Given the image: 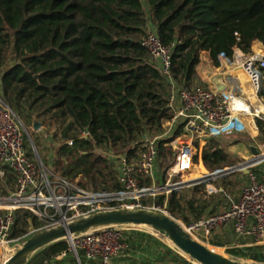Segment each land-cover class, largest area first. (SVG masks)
I'll use <instances>...</instances> for the list:
<instances>
[{
  "label": "trees",
  "instance_id": "1",
  "mask_svg": "<svg viewBox=\"0 0 264 264\" xmlns=\"http://www.w3.org/2000/svg\"><path fill=\"white\" fill-rule=\"evenodd\" d=\"M151 30L171 51L169 75L142 44ZM256 42L264 44V0H0V95L25 126L34 116L55 126L60 177L80 178L78 184L93 191H119V166L101 151L137 161L141 140L162 135L171 119L168 103L175 89L193 86L203 55L217 68L221 55L231 57L237 48L248 52ZM260 96L264 99V83ZM258 127L263 136L261 121ZM232 134L206 138L202 160L210 171L232 157L223 141L241 133ZM38 142L34 138L39 150ZM169 142L159 141L162 171L174 159ZM28 153L35 158L31 146ZM15 183L7 170L0 196L9 195ZM191 185L143 204L163 206L185 223L219 213L215 199L199 202L200 181ZM42 224L33 212L17 210L11 237L23 242ZM123 241L122 256L148 255L142 264H194L147 232L126 230ZM226 252L264 263V245H235ZM62 253L64 259L53 263ZM28 264L78 262L63 240L37 252Z\"/></svg>",
  "mask_w": 264,
  "mask_h": 264
},
{
  "label": "built area",
  "instance_id": "2",
  "mask_svg": "<svg viewBox=\"0 0 264 264\" xmlns=\"http://www.w3.org/2000/svg\"><path fill=\"white\" fill-rule=\"evenodd\" d=\"M142 44L153 62L169 75L171 51L162 44L155 30L149 31ZM222 60L230 65L225 79L216 77L224 89L217 88L215 79L209 86L177 87L168 103L173 115L164 124L163 134L141 140L137 161L119 157L118 179L122 186L119 191L88 190L59 175L52 179L44 164L29 155L24 124L0 95V178L5 177L7 170L16 176L15 188L9 195L0 196V259L7 257V260L10 256L1 253L3 248L21 240L11 237L17 210H29L42 220L44 225L30 232L36 233L99 211L145 208L143 202L147 198L168 195L195 182L177 179L192 172L199 147L196 142L205 144L207 137L231 134L235 130L250 128L257 132L258 122L264 124V99L260 96L264 83V44H253L248 52L237 48L231 57L221 55ZM161 139H168L175 148L174 159L165 171L158 165ZM245 162L241 168L249 169V182L226 210L191 223L178 220L196 240L204 243L217 231L232 228L238 236L264 242V166L260 169L258 162L248 167ZM231 172L219 168L210 176L221 177ZM148 207L171 215L163 206ZM126 230L130 228L111 226L93 230L73 237L70 248L78 264H113L127 249L123 241ZM65 256L62 253L52 262Z\"/></svg>",
  "mask_w": 264,
  "mask_h": 264
},
{
  "label": "rangeland",
  "instance_id": "3",
  "mask_svg": "<svg viewBox=\"0 0 264 264\" xmlns=\"http://www.w3.org/2000/svg\"><path fill=\"white\" fill-rule=\"evenodd\" d=\"M209 58L207 54H204L202 57V62L201 64L197 67V72H196V79L193 84V87H198V86H206L205 82L202 79V74L203 72H210L211 70L209 69ZM212 73V72H210ZM209 73V74H210ZM40 121V120H39ZM25 136H26V143H27V148L29 149V146L32 147V142H34V138L39 140L38 143H40L39 150L37 149L39 155L41 153L40 158L45 157V159L48 161L47 165H44V167L47 169V172L49 173L50 177L52 179H55L54 175H59L60 172L57 170V167L55 165V159L57 156V149L59 147V143L55 142L53 139V133L55 131V126H49V125H44L42 123L41 128L38 131H35L33 128V123L31 125L25 126ZM233 133V134H232ZM231 134H238L235 136L230 137L232 140H224L223 143L227 144L229 150L232 151L233 155L232 157L227 161L226 164L228 165H220V169H226V168H233L235 166H238L245 162L246 160L251 159L252 152H251V146H258L259 149H263L262 147L264 145V135L262 136L259 134V132H255L252 129L248 128L244 131H233ZM236 139V140H235ZM234 140V142H233ZM223 144V145H224ZM203 143H200L198 147V152L197 156L195 159V166L192 170L191 173H189L187 176L183 177L180 176L177 180L179 181H190V180H195V181H200V186H199V191L196 193L197 197H199V202L205 200H212L215 199V203L218 208V212H222L226 210L233 201L237 200L239 197L241 190L245 184L249 182V177L247 175V170H244L243 168H240L234 172H231L225 176L221 177H212L210 176L213 174L216 170L210 171L207 169V167L204 165L203 160H202V149H203ZM36 147V146H35ZM264 150V149H263ZM40 151V152H39ZM100 152V151H99ZM34 153V150H33ZM105 156L108 155V157H111L114 159V165H118V159L121 157L120 155H116L114 151L111 153L107 152H102ZM35 155V153H34ZM37 159V156H34ZM234 161V162H233ZM172 163V162H171ZM171 165V164H170ZM255 167V166H253ZM260 169L263 168V166ZM160 170L162 171L161 167L159 166ZM80 181V178L76 180L78 183ZM191 184H186L185 187L183 188H189L191 187ZM89 190V189H88ZM93 191V190H92ZM149 199V198H147ZM151 209L152 207H145ZM172 216V215H171ZM173 217V216H172ZM175 218V217H174ZM176 220H180L175 218ZM182 221V220H180ZM184 222V221H182ZM185 223V222H184ZM44 225V223L42 224ZM40 225V227L42 226ZM39 227V228H40ZM38 228L32 227L30 229V232L36 230ZM140 230L143 232L150 233L154 236H156L158 239L164 243V245H167L169 247H174V245L167 240L164 237H161L158 234L153 233L151 230L147 228H140L136 229ZM219 241L222 242V246H213L211 244V241ZM69 245L70 240H67ZM22 244V242L18 241L15 244L10 245L9 248H3L2 252L3 255L6 254L8 256L9 254L12 255ZM204 244H207L208 246L215 248L217 251L222 252L230 257L242 260V261H247L255 264H264L262 262L254 261L249 258H243V257H234L229 255L226 251L228 248H232L235 245H239L241 247H247V246H252V245H264V242L259 243L255 239L251 237H244V236H238L232 228H227V229H222L217 231L215 234H213L209 240L204 241ZM11 248V249H10ZM177 250V249H176ZM178 251V250H177ZM148 255L146 256V258ZM7 258V257H6ZM6 258L0 259V264H3L6 261Z\"/></svg>",
  "mask_w": 264,
  "mask_h": 264
},
{
  "label": "water",
  "instance_id": "4",
  "mask_svg": "<svg viewBox=\"0 0 264 264\" xmlns=\"http://www.w3.org/2000/svg\"><path fill=\"white\" fill-rule=\"evenodd\" d=\"M215 85L219 90L224 89V84L219 80H215ZM41 126L42 122L34 116V130L38 131ZM32 149L37 159L42 162L33 142ZM251 152L253 157L245 162L248 167L264 160V154L257 147L251 146ZM241 167L240 164L227 170L234 172ZM111 226L150 229L153 233L169 240L180 253L194 264H255L230 257L196 240L183 228L178 220L169 214L149 208L128 207L99 211L86 217L62 222L56 226L40 230L23 241L13 255L3 264H28L30 259L45 247L59 241L71 240L73 237L93 230Z\"/></svg>",
  "mask_w": 264,
  "mask_h": 264
},
{
  "label": "crops",
  "instance_id": "5",
  "mask_svg": "<svg viewBox=\"0 0 264 264\" xmlns=\"http://www.w3.org/2000/svg\"><path fill=\"white\" fill-rule=\"evenodd\" d=\"M256 45H259L261 46V42H256L254 43ZM209 69L211 70L210 72H203L202 74V79L203 81L205 82L206 86H209L211 81L212 80H216V77H222V79H225V77L227 75H229V68H230V65L226 62H223V60L221 61V65L217 68H215L212 63L209 61ZM225 72L224 74H221L222 72ZM210 73V74H209ZM214 80V82H215ZM259 132V130L257 131V133ZM257 147V149L264 154V148L263 149H259L258 146H255ZM264 147V145L262 146ZM253 157V154L251 156V158ZM227 162L225 163H222L221 165H224L226 164ZM259 166H264V160L261 161L259 164ZM226 169H232V168H226ZM146 257L145 254H140V253H137L136 255H130V254H127V255H124V256H118L114 259L113 261V264H142L143 262H146V260L144 259Z\"/></svg>",
  "mask_w": 264,
  "mask_h": 264
},
{
  "label": "bare ground",
  "instance_id": "6",
  "mask_svg": "<svg viewBox=\"0 0 264 264\" xmlns=\"http://www.w3.org/2000/svg\"><path fill=\"white\" fill-rule=\"evenodd\" d=\"M12 255H13V254H12ZM10 256H11V255H10ZM10 256H9V257H10Z\"/></svg>",
  "mask_w": 264,
  "mask_h": 264
}]
</instances>
